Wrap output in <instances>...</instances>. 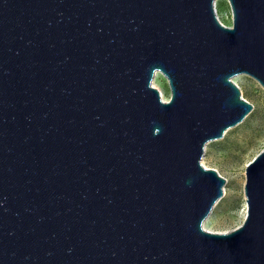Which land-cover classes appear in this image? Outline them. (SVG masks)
<instances>
[{"label":"water","instance_id":"obj_1","mask_svg":"<svg viewBox=\"0 0 264 264\" xmlns=\"http://www.w3.org/2000/svg\"><path fill=\"white\" fill-rule=\"evenodd\" d=\"M0 0V264H264V147L243 221L201 163L264 88V0ZM167 80L163 100L152 85Z\"/></svg>","mask_w":264,"mask_h":264},{"label":"rangeland","instance_id":"obj_2","mask_svg":"<svg viewBox=\"0 0 264 264\" xmlns=\"http://www.w3.org/2000/svg\"><path fill=\"white\" fill-rule=\"evenodd\" d=\"M216 13L224 25H231L227 0H216ZM233 80L253 108L242 122L228 128L222 138L208 142L201 158L205 167L215 169L226 180L222 197L202 224L204 229L215 232L229 231L243 221L245 165L264 147V88L247 74H239ZM152 85L161 89L164 100L169 98L167 80L160 72L154 74Z\"/></svg>","mask_w":264,"mask_h":264},{"label":"bare ground","instance_id":"obj_3","mask_svg":"<svg viewBox=\"0 0 264 264\" xmlns=\"http://www.w3.org/2000/svg\"><path fill=\"white\" fill-rule=\"evenodd\" d=\"M215 8H216V2H215ZM156 74V73H155ZM160 90V94H161V96H162V99H163V93H162V91H161V89H159ZM164 100V99H163Z\"/></svg>","mask_w":264,"mask_h":264}]
</instances>
